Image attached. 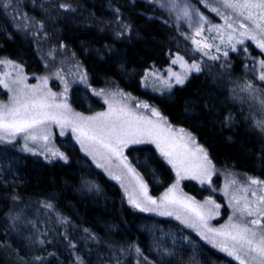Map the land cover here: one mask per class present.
I'll use <instances>...</instances> for the list:
<instances>
[{
    "label": "trees",
    "instance_id": "16d2710c",
    "mask_svg": "<svg viewBox=\"0 0 264 264\" xmlns=\"http://www.w3.org/2000/svg\"><path fill=\"white\" fill-rule=\"evenodd\" d=\"M42 1L0 0V58L19 63L28 74L41 70L31 26L42 15L38 9L52 13ZM59 1L77 12L74 21L52 16V23L91 87L112 83L147 101L170 124L190 131L214 166L264 181V89L236 56L231 66L194 56L190 42L145 1ZM175 54L196 59L200 71L166 95L144 91V72L163 70ZM79 97L100 107L88 91L74 88L72 102ZM71 147L63 148L66 160L48 161L17 144L0 143V264H236L178 224L123 205L119 187ZM127 155L135 162L146 159L161 179L154 186L144 174L151 192L171 181V168L152 146L131 148ZM193 187L184 189L206 195Z\"/></svg>",
    "mask_w": 264,
    "mask_h": 264
},
{
    "label": "rangeland",
    "instance_id": "374dc122",
    "mask_svg": "<svg viewBox=\"0 0 264 264\" xmlns=\"http://www.w3.org/2000/svg\"><path fill=\"white\" fill-rule=\"evenodd\" d=\"M141 1H145L153 5L162 12L167 22L173 25L183 36V38L190 42L194 56L198 55L203 57L202 59L216 56L218 59H215L214 61L226 66H231L232 62L230 57L231 55H234L243 64L242 70L244 73L250 75L260 85H263L262 87L264 89V81L258 79V76L260 75L259 61L264 60V52H261L254 41L240 37L239 32L242 31V29H239L238 23L234 24V27L237 28V31L232 34V43H235L237 39H244V45H237V51L235 52L231 50L228 41V34L231 29L226 27L225 20L222 18V16L231 14L235 20H239L244 23L248 22L243 21L242 18L236 17L235 14L231 12V10L224 8L221 0H175V6H173L169 0H160L159 3L157 0ZM162 3L166 4L167 7H162ZM42 4H46L52 13L49 14L46 10H44V7L42 9H38L42 15L38 17L39 19L36 18V24L31 26V32L35 39L34 41L36 42L37 53L41 62V70L38 73L28 74L26 73L24 67L19 63L6 58H0V61L7 60L12 62L11 64L0 63V79L8 83L9 87L12 89L10 91L8 88H4L3 85H0V104H10L13 96L15 95V89L18 87L24 88L26 86V90L33 88L37 89V95L47 94L49 92L55 94V103H66L71 110V113H78L81 116L89 117L95 116L97 113L107 112L110 105L113 107H121L126 105L129 110L138 115H143L147 119L154 121L157 120L158 118L153 117L151 113V108L154 107L152 104L120 89L117 85L108 83L103 87L90 86L88 76L82 64L59 40V29L56 27V24L52 23V16L60 21L65 19L69 22L74 21L73 17L75 12H77L75 5L68 6V4H65L64 1L56 2V0H44L41 2V6ZM185 8H187L189 13L187 17L183 15L182 11ZM213 8L218 9V11H212L211 9ZM45 13H48L47 18L44 17ZM200 15L205 17V21L201 22L199 20ZM85 21L87 20L83 19L82 22L85 24L89 22ZM23 25L26 26V24ZM215 25H219L221 27V30L223 31V39H221L220 34L215 30L212 32L208 31L209 27ZM197 29H200L199 36L196 35ZM193 39L200 42L201 50H198V46L193 43ZM204 44L212 45V47L205 48L203 47ZM245 46H247L249 49L247 53H245L243 50ZM205 52H207L208 55H205ZM224 52H228L227 57L224 56ZM178 56L183 57V60L186 64H198L200 66V63L196 61V59L192 58V60L183 55L175 54L172 57L169 66L163 70L152 68L145 71L140 80L141 88L144 91H149L157 95H166L170 93V90L173 87L182 86L193 73H197V71H186L185 68L181 67V63L179 61L176 64H173L172 61ZM169 69H171V72H169ZM5 73H7V75H5ZM171 73H176L177 75H186L187 78L183 84H177L175 82V76H173ZM21 78H23L22 84L12 83L13 81L19 80ZM169 84H171V87L168 86ZM74 88H81L86 90V92L88 91L92 98L98 100L100 107H97L98 104L89 102L86 98L84 99V97H81L82 100L79 97L78 100H76V103L72 102L71 92ZM79 100H81V102H79ZM137 104H148L149 108L145 109L143 107H137ZM76 105H78L80 108H76ZM154 108L160 113L156 107ZM161 116L164 117L162 114ZM167 123L170 124L168 120ZM170 125L174 129H184L172 124ZM49 129L50 136L47 143L43 140L36 142L27 141L28 147L31 148L32 151L24 150L26 141L23 139V135L17 136L16 139L11 143L17 144L19 148L25 153L39 155L48 161L61 160V158L58 156L53 157L48 149L58 150L61 153H65L63 148L69 151L72 148L71 146L75 145L84 157H86L100 172H102L109 180L119 187L122 204L128 205L133 209L140 211L139 209L134 208L129 203L128 199L129 194H138V189L135 187L136 181L130 175L126 177L122 175V173L126 172V170L122 168V165H120L119 159L112 157L111 163L109 164L104 160H100L99 158H94L92 155H89L85 150L82 149L81 143L78 142V133H73L70 126L63 129V135H61L62 129L56 124H50ZM184 130L194 137L195 145L202 147L198 143L196 137L190 131L186 129ZM0 143L7 144L8 142L0 141ZM59 143L62 144V147H60ZM147 145L152 146L155 149V151L171 168L172 171L171 181L165 187L159 188L157 192H151L152 189H149L150 180H147L144 174H147L148 177L152 176V179L154 180V186H161V179L158 178L159 176L152 174L146 159L138 158L139 160L137 159L138 161L136 160L135 162V157L127 155V150ZM195 145H190V147L194 148ZM123 156L127 157L128 163L143 178L144 183L147 185V193L153 199L159 200V198L167 191V189L175 184L178 179L176 171L167 162V160L160 155L154 144H130L128 147L123 149ZM208 159L210 160L209 155ZM98 163L103 164L104 167H98ZM109 172H112L115 175H121L122 179L120 181L112 179L109 175ZM250 178L260 181L259 179L250 177L246 174L237 173L230 168L226 169L216 167L211 161L210 177L206 178L205 181L201 183L200 178L193 179L191 178V173L186 174L182 172L181 177L179 178L178 188L174 194L177 196L191 197L198 204H204V202L208 199L214 201L215 204H219V215H214L212 219L208 220V227L219 229L221 226L230 223V217L233 218V221L231 222H235L237 218L246 220L259 218L261 219V224L264 225V218L256 216L240 217L239 213L235 211L236 207H243L245 200L252 202V207L262 206L259 203H256V201H258L259 197L264 196V184H251ZM122 183L125 185L124 187L121 186ZM186 183L189 184L185 185ZM184 186H194L191 188V190L198 194H200V192L205 189L206 195H204L202 198L196 197L194 194L186 191ZM253 192L256 193V196L252 195ZM208 207L211 208L214 206L210 205ZM140 212L150 215L156 220L161 219L178 224L181 228L191 233L198 241L210 247L218 254L238 264V262L232 257L228 256L225 252L220 251L218 247L213 246L211 241L215 239L218 242L220 239H222L221 237H214L212 234L208 233L207 235L209 236V239H203L199 233L203 232L204 229L190 227L187 224L182 223L181 220L176 219L175 216L160 215L157 211ZM150 232H152V229H150Z\"/></svg>",
    "mask_w": 264,
    "mask_h": 264
},
{
    "label": "snow or ice",
    "instance_id": "6c2138e0",
    "mask_svg": "<svg viewBox=\"0 0 264 264\" xmlns=\"http://www.w3.org/2000/svg\"><path fill=\"white\" fill-rule=\"evenodd\" d=\"M159 3L160 0H157ZM175 6V0H169ZM223 7L231 10L236 17L242 18L243 21L235 20L233 15H223L225 25L231 31L228 34L229 46L232 51H237V45H244V39L233 41V33L237 31L234 27L238 23L240 37L252 40L256 46L264 52V0H221ZM7 6V5H6ZM167 7L166 4H161ZM66 7V6H64ZM212 11H218L213 8ZM183 15H189L187 8L183 9ZM201 22L205 21L203 15L199 16ZM215 30L223 39V31L219 25L208 28L209 32ZM196 35H200V29H197ZM193 43L200 48V42L193 39ZM203 47H212V45L204 44ZM244 52L249 51L248 47H244ZM208 55L207 52L204 53ZM228 52H224L227 57ZM211 59H218L211 56ZM181 63V67L186 71H200L198 64H186L183 57H177L172 61L173 64ZM0 63L11 64V61H0ZM260 75L258 79L264 81V60L259 61ZM171 72V69H169ZM175 76L177 84H183L186 75ZM7 75V73H5ZM13 84H22L23 78L13 81ZM0 85L8 88L9 84L0 79ZM171 87V84L168 85ZM247 89H251L252 85H246ZM37 89L16 88L10 104H0V141L11 143L17 136L23 135L26 141L24 150L32 151L28 147L27 141L36 142L43 140L46 143L50 136V124L58 125L64 134L63 129L71 127L73 133H78L77 140L81 143L82 149L94 158L104 160L111 163L112 157L120 160V165L126 170L123 176H132L136 181L135 187L138 194H129V203L140 211H157L160 215L175 216L182 223L190 227L204 229L199 234L203 239H209L208 233L214 237H221L218 242L213 239L211 242L214 247H218L220 251L225 252L232 257L238 264H264V225L261 219L255 218L251 220L237 218L235 222L230 217V223L221 226V228L208 227V220L214 215H219V204L208 199L204 204H198L191 197L177 196L175 191L179 185L181 173H191V178L201 179V183L211 174V161L208 159L207 152L200 146L195 145V139L190 133L184 129H174L167 123L165 117L153 107L151 113L157 120L147 119L143 115H138L127 108V106L113 107L110 105L107 112L97 113L95 116H81L78 113H71L66 103H55V94L47 93L37 95ZM99 94V93H98ZM137 107L149 108L148 104H137ZM130 144H154L160 155L176 171L178 177L167 191L159 198L153 199L147 193V185L138 172L128 163L127 157L123 156V149ZM195 145V147H190ZM53 157L67 159L63 153L58 150L48 149ZM98 167H104L98 163ZM119 167V165H118ZM112 179L120 181L121 175H115L109 172ZM251 184H264V181H258L250 178ZM125 185L122 183L121 185ZM246 191V189H245ZM256 196V193H252ZM239 203V202H237ZM261 207H252V202L245 200L243 207H236V212L240 217H261L264 218V196L259 197L258 201ZM214 207H208V206ZM51 207V205H46ZM235 215V213H234ZM139 254L140 249L136 248Z\"/></svg>",
    "mask_w": 264,
    "mask_h": 264
}]
</instances>
